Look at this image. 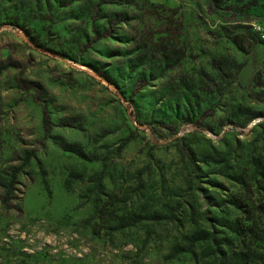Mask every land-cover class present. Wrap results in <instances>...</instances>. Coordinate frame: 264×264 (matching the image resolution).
Wrapping results in <instances>:
<instances>
[{
  "label": "rangeland",
  "instance_id": "374dc122",
  "mask_svg": "<svg viewBox=\"0 0 264 264\" xmlns=\"http://www.w3.org/2000/svg\"><path fill=\"white\" fill-rule=\"evenodd\" d=\"M262 35L264 0H0V173L35 152L0 264H264Z\"/></svg>",
  "mask_w": 264,
  "mask_h": 264
},
{
  "label": "trees",
  "instance_id": "16d2710c",
  "mask_svg": "<svg viewBox=\"0 0 264 264\" xmlns=\"http://www.w3.org/2000/svg\"><path fill=\"white\" fill-rule=\"evenodd\" d=\"M109 2H121V3H125V4H130L131 0H99V5L102 4H106ZM239 65L233 61L230 60L228 57H220L219 59H217L214 62V69L217 73V77L219 79V85L217 86V92L221 93V91L223 90L224 85L226 84V82L228 81V79L231 76V72L234 68H236V71L239 70ZM255 116L251 115L250 117H248L247 121H250L252 119H254ZM42 125H43V129L45 132H50V130L52 129V123L50 121L49 118L47 117H43L42 119ZM133 140V136L129 135L127 137H125L124 139L121 140L120 145L117 148V152H120L121 150H123L131 141ZM62 149L64 151L67 152H73L75 155H77L80 158L89 160V161H93L95 160V157H93L92 155H87L83 148L78 145V144H66L62 147ZM178 152L187 157L188 160L191 163H194L195 161V157L193 156V154L191 153L190 149H188L187 147H180V149H178ZM35 157V152L34 151H23L21 154V165L20 167L16 168V169H12L11 171L8 172V174H6V176L4 177L2 173H0V187L4 190L5 195H6V200H8L10 198V196L12 195L13 192V188L16 184V179L17 176L19 175V173L26 168L30 161ZM101 176L98 178V182L101 181ZM187 242H188V246L189 247H194L196 244H198L200 241L202 240H210L213 243H215L216 239L214 236L213 232H208V231H202V232H198V233H194L190 236H188L187 238ZM216 251L215 254L217 256L218 259L217 264H230V259L225 260V255L224 252L220 249V247L218 245H216Z\"/></svg>",
  "mask_w": 264,
  "mask_h": 264
},
{
  "label": "built area",
  "instance_id": "2783aa9c",
  "mask_svg": "<svg viewBox=\"0 0 264 264\" xmlns=\"http://www.w3.org/2000/svg\"><path fill=\"white\" fill-rule=\"evenodd\" d=\"M262 37H264V35H262Z\"/></svg>",
  "mask_w": 264,
  "mask_h": 264
}]
</instances>
